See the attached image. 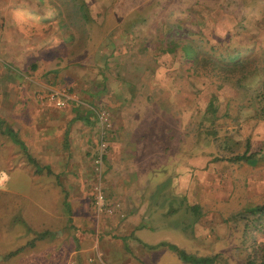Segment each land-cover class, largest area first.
Here are the masks:
<instances>
[{
  "label": "rangeland",
  "instance_id": "rangeland-1",
  "mask_svg": "<svg viewBox=\"0 0 264 264\" xmlns=\"http://www.w3.org/2000/svg\"><path fill=\"white\" fill-rule=\"evenodd\" d=\"M102 8L92 10L99 23L91 20L88 40L76 18L71 25L68 58L83 66L79 69L84 76L79 91L71 88L79 92L89 124L72 155L74 170L59 178L69 198L74 197L61 225L72 245L62 244L68 256L59 254L53 264H189L160 244L197 257L217 254L221 263L259 262L264 256V213L251 210L264 206V0H110ZM124 15L126 23L109 32L114 19ZM187 41L197 50V58L207 56L217 69L233 66L245 75L238 82L233 75L215 85L193 74L192 63L180 50ZM62 49L57 47L59 55ZM211 98L216 111L205 115ZM100 110L107 114V126L98 121ZM116 131H125L127 142L134 131L143 135L136 140L140 147L144 144L146 178L156 172L153 163L161 166L163 161L164 166L151 180H164L161 188L143 190L144 202L152 204L146 209V225L135 237L128 231L101 229L114 219L102 186L112 171L107 146ZM101 142L97 166L94 159ZM246 142L247 153L254 157L229 161L245 150ZM111 176L117 178V172ZM97 191L103 198L100 210L95 206ZM156 204L166 211L163 216L152 215ZM4 211L0 206V226L6 228ZM29 235L37 240L40 233ZM104 235L117 239V246L108 244L112 253L84 261L80 253ZM65 237L49 234L47 239ZM126 240L132 243L124 245ZM70 248L79 254L72 257ZM2 255L0 264L34 257L25 253L9 261Z\"/></svg>",
  "mask_w": 264,
  "mask_h": 264
},
{
  "label": "crops",
  "instance_id": "crops-1",
  "mask_svg": "<svg viewBox=\"0 0 264 264\" xmlns=\"http://www.w3.org/2000/svg\"><path fill=\"white\" fill-rule=\"evenodd\" d=\"M109 3L110 0H0V186L6 189L0 190L6 226H0V244H3L0 256H8L9 261L32 253L34 257L30 261L22 259L19 264H53L59 254L68 256V248L63 249L62 244L72 245V242L61 225L71 212L69 204L74 197L69 198L60 183L63 176L74 170L72 155L79 146L84 126L89 124L79 92L74 91L81 88L84 76L79 69L83 66L68 58L71 25L76 18L74 22L84 26L88 40L91 20L99 23L92 18V10L96 9L97 13ZM127 15L116 17L109 32L126 23ZM59 45L63 48L61 55L57 50ZM85 68L91 70L89 65ZM47 88H66L76 99H67L63 106H56L46 100ZM126 136L125 131L118 134L116 131L107 146L112 171L106 174L102 188L107 205L113 207L114 219L101 229L107 231L111 227L116 233L119 229L134 236L146 225V209L152 204L144 202L147 195H143V190L161 188L164 180L158 178L154 183L151 180L164 166L163 161L161 166L153 163L156 172L146 178L144 144L140 147L136 140L143 135L134 131L130 142L125 140ZM112 172H117V178L111 176ZM149 201H152L150 197ZM155 208L153 216L166 213L163 207ZM33 232L40 233L37 240L29 235ZM63 233L65 241L47 239L49 234L58 238ZM44 234L46 237L42 239ZM109 237L104 235L103 239L88 244L80 253L82 259L110 255L108 244L117 246V239ZM130 242L126 240L124 245ZM22 246L28 247L22 249ZM69 251L72 257L78 253L73 248Z\"/></svg>",
  "mask_w": 264,
  "mask_h": 264
},
{
  "label": "trees",
  "instance_id": "trees-1",
  "mask_svg": "<svg viewBox=\"0 0 264 264\" xmlns=\"http://www.w3.org/2000/svg\"><path fill=\"white\" fill-rule=\"evenodd\" d=\"M71 38L72 37H70V39ZM181 47L182 48L180 50L182 52L184 59H187L192 63L191 71L193 72V74L201 75V77L204 76L208 78L211 84L216 85L217 82L221 84L224 80L233 78V75L236 77L234 79H236V81L238 82L239 80L243 78V76L246 73L243 70L237 72L235 71L233 66L229 67L227 65H224V67H220V69H217L216 68L217 66L214 60H211L207 56L197 58L198 52L195 49V47L192 46L191 41H187L186 43L182 44ZM229 61L231 62L232 60H229ZM200 65L201 67L204 66V69L198 71V67ZM215 111H216V107H215L213 99L211 98L206 104L205 115L214 114ZM247 151H248V144L246 142L245 150L243 152L233 154L231 157L227 159L232 162L251 160L254 157V154L247 153ZM251 211H257L259 213H264V206L254 207L252 208ZM163 245L167 247L169 246L171 249H173L177 257L185 263H189V264H227L225 262H222V263L219 262L217 254L197 257L195 255L185 253L183 250L176 248L174 245L160 244V246H163ZM244 264H264V256L259 260V262L248 260Z\"/></svg>",
  "mask_w": 264,
  "mask_h": 264
},
{
  "label": "built area",
  "instance_id": "built-area-1",
  "mask_svg": "<svg viewBox=\"0 0 264 264\" xmlns=\"http://www.w3.org/2000/svg\"><path fill=\"white\" fill-rule=\"evenodd\" d=\"M71 95L72 94L69 93V91L66 88H62V89L47 88V90L45 92L46 100L52 102L56 106H63L65 100L72 99ZM97 116H98L99 123L107 126V124H108L107 123V114L104 112V110H100L99 112H97ZM102 149H103V144L101 142L100 146H99L98 157L94 159V163L97 166H99L101 164L100 158H101V153H102L101 151H103ZM102 204H103L102 194L100 191H97L96 195H95V206L98 210H100Z\"/></svg>",
  "mask_w": 264,
  "mask_h": 264
},
{
  "label": "clouds",
  "instance_id": "clouds-1",
  "mask_svg": "<svg viewBox=\"0 0 264 264\" xmlns=\"http://www.w3.org/2000/svg\"><path fill=\"white\" fill-rule=\"evenodd\" d=\"M0 190H6V189H3V187H2V186H0Z\"/></svg>",
  "mask_w": 264,
  "mask_h": 264
}]
</instances>
